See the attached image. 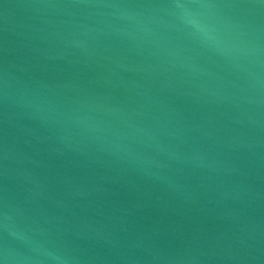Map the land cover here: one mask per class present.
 I'll list each match as a JSON object with an SVG mask.
<instances>
[{
  "label": "water",
  "instance_id": "1",
  "mask_svg": "<svg viewBox=\"0 0 264 264\" xmlns=\"http://www.w3.org/2000/svg\"><path fill=\"white\" fill-rule=\"evenodd\" d=\"M0 264H264V0H0Z\"/></svg>",
  "mask_w": 264,
  "mask_h": 264
}]
</instances>
